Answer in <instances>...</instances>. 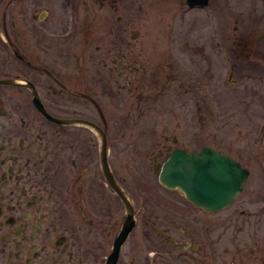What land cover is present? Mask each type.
Wrapping results in <instances>:
<instances>
[{"label":"flooded vegetation","instance_id":"1","mask_svg":"<svg viewBox=\"0 0 264 264\" xmlns=\"http://www.w3.org/2000/svg\"><path fill=\"white\" fill-rule=\"evenodd\" d=\"M260 7L264 0H245L240 24L220 47L230 93L225 112L230 118L241 113L242 128L255 129L250 159L258 171L227 150L181 147L176 137L164 138L154 166L145 170L121 163L120 121L109 120L93 99L86 72L91 48L120 54L128 33L120 0H0V80L6 81L0 83V264H107L129 217L133 226L114 264H135L128 255L139 224L145 226L137 233L143 264H264ZM105 30L114 33L111 49L95 43ZM81 36L86 42L73 57ZM73 63L82 65L80 73ZM203 147L248 171L241 191L219 209H206L158 179L173 151ZM227 223L237 225L234 231L216 232Z\"/></svg>","mask_w":264,"mask_h":264},{"label":"rangeland","instance_id":"2","mask_svg":"<svg viewBox=\"0 0 264 264\" xmlns=\"http://www.w3.org/2000/svg\"><path fill=\"white\" fill-rule=\"evenodd\" d=\"M244 7L245 0H210L208 6L194 9L187 8L184 0H120L121 26H128L120 54L91 48L86 72L93 99L109 120L120 121L122 164L148 170L164 138L176 137L181 147L214 145L227 150L258 171L250 159L256 147L255 129L242 128L241 113L230 118L225 112L230 93L220 47L231 26L240 24ZM98 35L95 43L111 49L114 33L105 30ZM74 42L73 57L80 55L86 41L81 36ZM81 68L72 64L74 73ZM234 91H238L233 94L236 106L241 88ZM253 181L258 184V179ZM235 226L218 225L216 232H232ZM142 229L145 226L139 224L131 237L135 252L128 257L135 264H143L146 253L138 242Z\"/></svg>","mask_w":264,"mask_h":264},{"label":"water","instance_id":"3","mask_svg":"<svg viewBox=\"0 0 264 264\" xmlns=\"http://www.w3.org/2000/svg\"><path fill=\"white\" fill-rule=\"evenodd\" d=\"M184 3L188 8H203L209 0H185ZM5 82L0 80V83ZM247 176L248 171L237 161L203 147L198 153H186L179 149L173 151L163 163L158 178L163 185L182 190L190 201L206 209H219L229 204L241 191ZM132 226L133 219L129 217L115 240L107 264L115 263Z\"/></svg>","mask_w":264,"mask_h":264}]
</instances>
